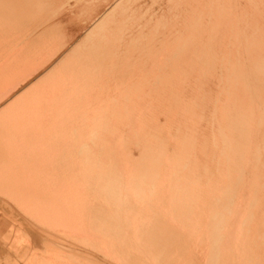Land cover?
Wrapping results in <instances>:
<instances>
[{"label": "bare ground", "instance_id": "bare-ground-1", "mask_svg": "<svg viewBox=\"0 0 264 264\" xmlns=\"http://www.w3.org/2000/svg\"><path fill=\"white\" fill-rule=\"evenodd\" d=\"M0 264H264V0H0Z\"/></svg>", "mask_w": 264, "mask_h": 264}, {"label": "rangeland", "instance_id": "rangeland-1", "mask_svg": "<svg viewBox=\"0 0 264 264\" xmlns=\"http://www.w3.org/2000/svg\"><path fill=\"white\" fill-rule=\"evenodd\" d=\"M76 27V26H75ZM75 31V30H74ZM53 233H55V232H53V231H45L44 232V234L45 235H50V236H53ZM17 237H18V235H17Z\"/></svg>", "mask_w": 264, "mask_h": 264}]
</instances>
